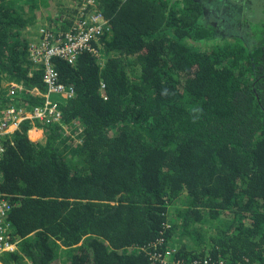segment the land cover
<instances>
[{
    "label": "trees",
    "instance_id": "1",
    "mask_svg": "<svg viewBox=\"0 0 264 264\" xmlns=\"http://www.w3.org/2000/svg\"><path fill=\"white\" fill-rule=\"evenodd\" d=\"M258 4L97 0L108 28L91 42L96 53L53 57L74 89L51 94L61 118L37 120L45 141L30 137L31 119L4 138L0 199L18 249L3 264H264ZM50 7L0 0V84L23 86L17 96L0 89V110L47 99L32 93L48 85L31 44L41 28L70 31L77 16L49 11L41 26Z\"/></svg>",
    "mask_w": 264,
    "mask_h": 264
},
{
    "label": "built area",
    "instance_id": "2",
    "mask_svg": "<svg viewBox=\"0 0 264 264\" xmlns=\"http://www.w3.org/2000/svg\"><path fill=\"white\" fill-rule=\"evenodd\" d=\"M75 9L77 16L70 31L54 35L41 28L40 33L43 37L32 42L31 59L35 61L36 65H44V80L48 85L47 93L42 94L38 88L33 89L32 93L46 96L47 99L44 105L32 110H26L25 107L16 105L4 106L5 108L0 110V156L4 152V138L12 134L24 120L31 119L34 128L37 120L54 122L61 118V111L51 99V94L61 93L65 97L74 94L72 87L67 88L61 83L53 57L66 58L70 63H75L77 56L83 50L90 49L96 53L97 50L94 49L91 42L98 38V35L105 33L108 21L98 11L97 0H83L81 3H76ZM18 88L23 90V86L19 83L12 84L11 91L14 95L17 94L15 91ZM44 131L45 129H43V133ZM10 212L11 205L8 201L0 199V256L18 249V242H13L8 236ZM170 255L169 252L166 261H170L168 260L171 258Z\"/></svg>",
    "mask_w": 264,
    "mask_h": 264
},
{
    "label": "rangeland",
    "instance_id": "3",
    "mask_svg": "<svg viewBox=\"0 0 264 264\" xmlns=\"http://www.w3.org/2000/svg\"><path fill=\"white\" fill-rule=\"evenodd\" d=\"M76 1L77 0H49V3H50V8H51V10H48V9H45V11H44V15H45V17L43 18V20L40 22V24H43V25H41V26H46L47 27V24H48V22L50 23L51 21L48 19V18H46V16H49V11L51 12V13H56L55 14V17H61V18H63V17H65V15L66 14H68L69 13V15L70 14H72L73 12H71V11H73V10H71V9H75V4H76ZM64 9V10H63ZM61 10H63V11H61ZM257 10H260L257 14L256 13H250V19L251 20H255L256 21V19H259L262 15H263V13H264V10L262 9V6L261 5H259L258 4V7H257ZM49 13V14H48ZM213 20L215 21H217L218 20V17L215 15V14H213ZM52 25H54L53 23H51ZM58 26V25H57ZM30 35H32V34H30ZM36 35H37V33H36ZM35 35V36H36ZM33 36V35H32ZM37 37H38V35H37ZM37 37H34V39H36ZM33 39V40H34ZM12 84H16V82L15 83H13V82H8V81H3L2 82V84H0V89L1 90H5V91H7V95L5 94L4 96H9V95H14L13 93H12V89H11V87H12ZM21 89H16V96L18 95V94H20L21 93ZM5 103V102H4ZM17 103H19L18 101H9L7 104H5L6 106H9V105H16L17 106ZM32 132H33V136H34V138H37V139H41L42 138V136H41V133H42V130H36V129H34V130H32ZM30 137H32V135H31V133H30ZM33 138V137H32ZM33 138V139H34ZM37 139H35V140H37ZM175 206L174 205H172V206H170V208H169V210H170V214L172 215V214H174V212H175ZM171 259V258H170ZM169 259V260H170ZM53 264H55V262L53 263ZM56 264H60L59 262L57 263L56 262Z\"/></svg>",
    "mask_w": 264,
    "mask_h": 264
},
{
    "label": "crops",
    "instance_id": "4",
    "mask_svg": "<svg viewBox=\"0 0 264 264\" xmlns=\"http://www.w3.org/2000/svg\"><path fill=\"white\" fill-rule=\"evenodd\" d=\"M34 129H36V130H42V133H41V136H42V138L41 139H37V138H34V139H37V140H40V141H45V139H46V133L44 132L43 133V129H40V128H33V129H31L30 130V132L29 133H31L32 132V130H34ZM32 138V137H31ZM0 264H3L2 262H0Z\"/></svg>",
    "mask_w": 264,
    "mask_h": 264
},
{
    "label": "clouds",
    "instance_id": "5",
    "mask_svg": "<svg viewBox=\"0 0 264 264\" xmlns=\"http://www.w3.org/2000/svg\"><path fill=\"white\" fill-rule=\"evenodd\" d=\"M35 128V127H34ZM36 128H39V127H36ZM33 129V128H32ZM40 129H43V128H40ZM45 132V131H44ZM1 262V261H0Z\"/></svg>",
    "mask_w": 264,
    "mask_h": 264
}]
</instances>
